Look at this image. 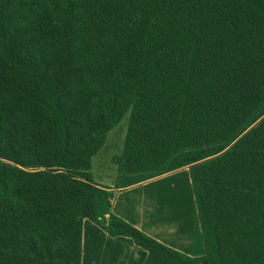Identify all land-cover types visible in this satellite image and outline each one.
I'll list each match as a JSON object with an SVG mask.
<instances>
[{
	"label": "trees",
	"instance_id": "1",
	"mask_svg": "<svg viewBox=\"0 0 264 264\" xmlns=\"http://www.w3.org/2000/svg\"><path fill=\"white\" fill-rule=\"evenodd\" d=\"M128 113L123 187L188 168L204 256L93 181ZM84 219L144 264H264V0H0V264H81Z\"/></svg>",
	"mask_w": 264,
	"mask_h": 264
},
{
	"label": "crops",
	"instance_id": "2",
	"mask_svg": "<svg viewBox=\"0 0 264 264\" xmlns=\"http://www.w3.org/2000/svg\"><path fill=\"white\" fill-rule=\"evenodd\" d=\"M113 190V215L189 257L205 255L188 168ZM147 257L131 238L110 236L84 219L81 264H144Z\"/></svg>",
	"mask_w": 264,
	"mask_h": 264
},
{
	"label": "rangeland",
	"instance_id": "3",
	"mask_svg": "<svg viewBox=\"0 0 264 264\" xmlns=\"http://www.w3.org/2000/svg\"><path fill=\"white\" fill-rule=\"evenodd\" d=\"M128 121L129 113L108 133L104 146L92 159L90 172L93 181L109 189L112 195L113 189L124 188L125 184L133 182L136 177L124 173L119 164L128 131Z\"/></svg>",
	"mask_w": 264,
	"mask_h": 264
}]
</instances>
